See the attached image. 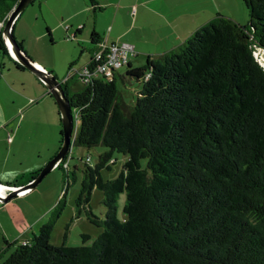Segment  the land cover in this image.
Wrapping results in <instances>:
<instances>
[{
  "label": "trees",
  "instance_id": "obj_1",
  "mask_svg": "<svg viewBox=\"0 0 264 264\" xmlns=\"http://www.w3.org/2000/svg\"><path fill=\"white\" fill-rule=\"evenodd\" d=\"M18 1L0 0V53L25 68L3 36ZM88 1L94 10L102 7ZM242 1L249 23L220 13L175 47L75 91L70 63L62 84L79 117L72 145L108 146L94 165L85 156L76 204L103 229L91 243L83 232L82 243L68 244V223L56 245L54 221L47 220L28 239L6 240L14 247L0 264H264V65L254 52L264 53V0ZM98 35L92 31L96 44ZM118 77L141 81L133 103ZM114 150L127 159L117 176L105 179L100 169L110 166ZM69 154L57 165L66 171L64 192ZM95 186L103 191V218L90 205Z\"/></svg>",
  "mask_w": 264,
  "mask_h": 264
},
{
  "label": "rangeland",
  "instance_id": "obj_2",
  "mask_svg": "<svg viewBox=\"0 0 264 264\" xmlns=\"http://www.w3.org/2000/svg\"><path fill=\"white\" fill-rule=\"evenodd\" d=\"M64 0H35L31 1L25 7V16L29 15V20L20 27V33L25 35V40H19L22 42L24 50L35 61L40 59L45 62L46 70H50L51 67L57 69L58 77L62 80L69 72L70 63L74 66L82 64L86 55L90 50H82V41L79 38L80 34L73 35V32L77 28L78 22H72L68 18H62L61 8ZM219 6L221 11L234 12L235 6L238 7L236 2L238 0H222ZM42 2V7L40 6ZM67 2V1H66ZM87 2H89L87 0ZM68 3V2H67ZM244 6V3L241 2ZM72 4H67L66 7H70ZM207 8H210L207 5ZM212 9V8H211ZM89 10V9H88ZM98 10V8H97ZM33 11V12H32ZM109 12V8L106 11H97L99 15ZM27 18V17H24ZM83 22L89 23L90 26L95 20V10L92 8L90 11L83 13ZM81 20V21H82ZM49 24H48V22ZM89 21V22H88ZM98 21H104L103 19ZM61 22L60 25H56ZM82 22V23H83ZM71 25L70 29H66V25ZM88 25V24H87ZM47 26L52 28L53 36L48 33ZM88 44V43H86ZM92 47L93 43L88 44ZM256 54L259 53V49L256 47ZM264 54V53H263ZM260 53V59L264 62V55ZM133 64L136 65L145 61V56L130 57ZM8 65L2 67L5 74L9 75L8 85L11 90L8 89L6 79L4 76L0 78V103L4 110V116H8V127L19 126V124L26 129L23 134V138L28 141L29 146L34 143L43 144V152H48V144L52 141H60L62 120L59 111L58 103L54 96L37 99V94L31 95L30 87H26L28 94H25L26 100H32L31 96H34L36 100L29 104H23L22 95L16 94V92L24 93L22 84L20 82L14 83L13 74L8 73ZM125 66L119 68V71L124 72ZM28 70V71H27ZM25 72L28 74H35L27 69ZM36 75V74H35ZM13 81V82H11ZM5 82V83H4ZM118 86L121 89L124 98L127 102L133 103L137 96V93L141 87V81L134 77H129L122 80L118 77ZM70 91H75L83 86V83L79 81L76 76H73L68 81ZM48 88V87H47ZM15 99L14 101H12ZM76 114V109H74ZM79 124V117H76L75 130ZM9 135L11 138H9ZM12 135L8 134V140L12 139ZM108 149V146L98 143L91 147L82 145H72L70 150L69 159V184L65 189L66 171L63 167H53L33 188L34 190L26 197L20 193L12 198L10 201H15L16 205L25 206L28 204V212L21 219L14 220L4 219L5 228L10 232V229H16L23 226L33 225V228H29L26 233L27 236L32 235V231L38 232L40 225L47 221L53 220L54 226L50 238V242L53 244H61L64 240V231L66 225L69 223L68 236L66 242L68 244H80L82 243L83 232L88 233L90 237L86 240V243H91L95 237L101 232L103 227L101 225L91 222L83 209L80 213L76 204V197L80 191L81 180L83 177V167L85 166V156L88 154L91 156V160L88 162L94 165L98 159L99 154ZM127 159V155L121 151L114 150L112 153V159L109 161L110 166H103L100 169L103 178H113L119 174L123 169V164ZM142 166L146 164V158H141ZM27 183V182H24ZM23 183V184H24ZM31 190L28 189V191ZM64 194V195H63ZM103 191L95 186L92 190L90 205L92 210L101 218L105 216L106 206L103 203ZM126 202V190H122L116 203V215L121 218L124 216L123 206ZM15 206V205H14ZM15 209V207H14ZM30 210V211H29ZM16 222V223H15ZM18 223V224H17ZM2 235L0 234V237ZM20 240L22 238H19ZM14 245L11 249H13ZM11 250L3 252L0 256L1 261L9 254Z\"/></svg>",
  "mask_w": 264,
  "mask_h": 264
},
{
  "label": "crops",
  "instance_id": "obj_3",
  "mask_svg": "<svg viewBox=\"0 0 264 264\" xmlns=\"http://www.w3.org/2000/svg\"><path fill=\"white\" fill-rule=\"evenodd\" d=\"M97 2L102 7L98 10L95 9V20H93L91 26L89 21V23H85L82 20L83 13L92 9L87 0H64L62 3V18L66 16L72 22H78L73 35L80 34L79 38L83 42L82 50H90L82 63L90 58L91 50L97 46L96 42L92 40L93 30L99 34L97 40H105L106 42H121L126 40L132 42L136 49V54L132 55V57L142 55L145 56L146 60L149 55L154 56L175 47L197 27L220 13L230 16L240 23H249V12L245 4L244 6L241 4V2L243 3L242 0L236 2L238 7L235 6L236 10L234 12L221 11L220 8L216 7L223 2L222 0H97ZM70 3L72 5L69 8L66 7ZM207 5L210 8H207ZM40 6L42 7V2H40ZM108 8L109 12L107 13L103 12L101 15L96 13L97 11H106ZM25 10L24 8L17 16L13 25L14 35L17 40H25V37H23L25 35H22L19 31L20 27H23V24L29 20V15L25 16L24 14ZM98 19H103L104 21L100 23ZM60 23L58 22L56 25H60ZM71 25L66 27V29L69 30ZM48 28L51 31L52 37V28L47 26V30ZM86 43H93L94 47ZM130 61L133 63L131 58ZM7 62L10 63L8 65V73L13 74L14 83L20 82L23 85L22 89L25 88L23 89L25 90L23 91L24 93L16 92V94L20 93L24 97L23 104H28V101L30 104L36 100L34 96H31L34 100L30 101L29 99L25 102V94H28L26 87H30L31 93L29 94L38 95L37 99L39 97L53 96L47 85L37 75L28 74L25 72L28 69L27 67L17 66L7 54L0 53V78L2 76L5 77L7 84L5 86L8 89H11L8 85L10 78L2 68L7 66ZM36 62L45 67L44 61L37 59ZM143 62L136 65H140ZM50 71L58 76L55 67H51ZM8 125V116H4V110L0 103V182L23 184L25 181L23 182L22 180L26 174L30 171L40 170L57 152L61 143L58 140L52 141L51 144H48V152L45 154L42 143L38 145L34 143L29 146L28 141L23 138L26 129L21 124L16 127L11 126L10 128ZM9 133L13 136L11 140H8ZM16 179L18 180L15 181ZM33 188L35 186L31 190H27L24 195L27 197L34 190ZM16 204L15 201H10V199L4 202L0 201V234L2 235L0 237V254L12 248L6 240L12 241L18 239L20 241L19 238L28 239L33 233H36L32 231V235H26L29 228H33V225L16 227L15 230L10 229V232L5 228L4 219L9 220L13 218L17 221V219H21L28 212V204L21 207L19 204Z\"/></svg>",
  "mask_w": 264,
  "mask_h": 264
},
{
  "label": "water",
  "instance_id": "obj_4",
  "mask_svg": "<svg viewBox=\"0 0 264 264\" xmlns=\"http://www.w3.org/2000/svg\"><path fill=\"white\" fill-rule=\"evenodd\" d=\"M32 0H19L9 12L3 27V36L11 55L21 64L34 72L48 87L55 97L59 106L62 120L63 139L57 152L43 165L39 172L27 183L9 190L7 193L0 192V201H8L10 198L20 194L22 189H30L36 186L41 179L56 165H58L70 151L75 132V116L73 106L66 94L62 80L52 71L38 64L17 42L13 33V25L17 16ZM2 24V22H1Z\"/></svg>",
  "mask_w": 264,
  "mask_h": 264
},
{
  "label": "built area",
  "instance_id": "obj_5",
  "mask_svg": "<svg viewBox=\"0 0 264 264\" xmlns=\"http://www.w3.org/2000/svg\"><path fill=\"white\" fill-rule=\"evenodd\" d=\"M69 27V25H66ZM259 53L255 55L257 59L264 65V62L260 59V53L262 49L259 48ZM136 54L135 46L132 42L121 41V42H106L100 40L97 47L93 51L92 57L78 66H72L70 68V74H76L83 83H89L93 78L98 76H106L111 78L120 67L125 66L132 55ZM34 100V98H32ZM75 120L77 114L74 113ZM9 138L11 136L9 135ZM86 159L89 160V157ZM64 166H68V161L64 162ZM20 184H8L0 182V192L7 193L9 190L19 187ZM28 189H22L20 193H25ZM26 242V241H25Z\"/></svg>",
  "mask_w": 264,
  "mask_h": 264
},
{
  "label": "bare ground",
  "instance_id": "obj_6",
  "mask_svg": "<svg viewBox=\"0 0 264 264\" xmlns=\"http://www.w3.org/2000/svg\"><path fill=\"white\" fill-rule=\"evenodd\" d=\"M1 188V187H0Z\"/></svg>",
  "mask_w": 264,
  "mask_h": 264
}]
</instances>
